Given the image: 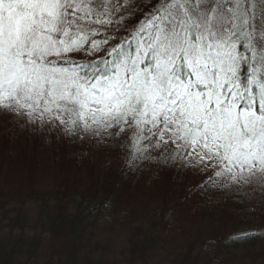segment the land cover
Returning a JSON list of instances; mask_svg holds the SVG:
<instances>
[{
  "label": "snow or ice",
  "instance_id": "1",
  "mask_svg": "<svg viewBox=\"0 0 264 264\" xmlns=\"http://www.w3.org/2000/svg\"><path fill=\"white\" fill-rule=\"evenodd\" d=\"M0 110L264 193V0H0Z\"/></svg>",
  "mask_w": 264,
  "mask_h": 264
},
{
  "label": "trees",
  "instance_id": "2",
  "mask_svg": "<svg viewBox=\"0 0 264 264\" xmlns=\"http://www.w3.org/2000/svg\"><path fill=\"white\" fill-rule=\"evenodd\" d=\"M85 147L75 149L68 163L61 164L59 172L64 173L63 166L74 167V177L60 179L48 192L25 194L27 189L19 182L0 179V199L14 205L7 212L4 204L0 206V264H234V253L246 264H264V207L250 210L248 206L243 217L247 221L236 224L233 209L243 203L241 196L230 203L229 196L222 195L218 202L211 196V187H198L208 174L171 166L167 170L152 162L163 168L160 173L166 177L163 196L156 199L148 183L135 176L137 171L124 169L125 154L119 155L117 163L102 158L99 165L94 155L105 156L110 150L100 146L94 154L91 146ZM9 165L11 176L19 174ZM69 177H73L70 183ZM194 192L202 194V199L196 196L188 203ZM22 198L37 203L34 220L15 209ZM167 212L174 213V218L163 219ZM165 221L173 226L167 229ZM246 230H254L248 239H230ZM41 240H56L55 258L46 255Z\"/></svg>",
  "mask_w": 264,
  "mask_h": 264
},
{
  "label": "rangeland",
  "instance_id": "3",
  "mask_svg": "<svg viewBox=\"0 0 264 264\" xmlns=\"http://www.w3.org/2000/svg\"><path fill=\"white\" fill-rule=\"evenodd\" d=\"M6 140L9 142L7 143L12 146L11 148L4 144ZM86 145L91 146L92 151L95 150L94 154H98V151L101 149L100 146H104L110 150L105 154V156L100 154L101 158L97 155H94L99 165L101 162H103L101 161L102 158L112 160L117 163L119 162V155L122 157V154H125L124 148L121 146V140L115 135L108 137L107 133H101V135L95 136L91 132L84 134L79 132L70 134L66 133L61 128H54L52 125L27 123L20 117L0 110V156L1 161L3 162V166L0 168V179L3 181L7 179V181H11L15 184L19 182L20 187L27 189L25 194H42L43 191L48 192L52 189V186L60 183V179L68 178L67 176H73L74 167L63 166L62 169L64 170V173H62L59 172L61 164L63 165L68 163L67 160L70 155H73L75 149L86 148ZM3 146L6 147L7 150L4 149ZM11 163V166H13L14 169L20 170L19 174L16 176H11V172L7 171L10 167V165H7ZM161 169L163 168L153 165L152 162H147L142 165L141 171H137L135 173V176H138L142 179L141 181H146L148 183L146 186L149 187V193H151V195L154 194L155 198L159 200L163 196L161 193L164 190L163 185L166 184V177L161 176ZM166 169L168 170V167H166ZM89 171L91 172L92 170L89 169ZM73 177H69V183L73 181ZM75 178L78 179V176H75ZM196 181L201 183V179ZM33 182H35V185ZM15 189L16 188L13 190ZM199 189L200 188L195 189V191H199ZM210 190L212 191L211 196L215 199L222 195L229 196L227 199L230 203H235V199H237L238 196H241V199L244 200L243 203H239L237 207H234L233 209L234 220L236 221V224H238L239 221L242 223L247 221V219H244L243 217L244 213L248 212L246 210L248 206L250 207V210L256 206L259 208L264 207V193H261L260 191L253 192L252 189H248L246 192L241 193V190L232 186L227 189L211 187ZM5 191L8 190L5 189ZM140 192L142 193V191H139V193ZM196 196L197 198L202 199V194H199V192H194V195L188 198V203L194 202L196 200ZM5 201L0 199V206L2 204L5 205ZM220 201L221 198L218 199V202ZM22 202L23 203L19 204V206H17L15 209H21L23 215L29 216L30 218L32 217L31 220H34L33 216L36 213L35 211L38 210L37 203L31 202L29 198H22ZM5 206L7 207L3 208L5 212L12 211L14 207V205L11 204ZM134 206L138 205L135 204ZM202 208L206 210L204 207ZM136 209L139 210L140 207ZM172 217L174 218V213L167 212L166 217L163 219L170 220ZM251 219L253 218L250 217L249 222L254 223V221ZM148 220L151 221V218L148 217ZM165 222L167 223L165 225L167 229L173 226V223H170L169 221ZM162 223L164 224V222ZM244 225L245 224H243V226ZM155 227L159 226L156 225ZM13 232L16 231L13 230ZM7 233L8 232H5L4 236ZM0 237H2V234ZM41 242L43 244V250L46 251V255H49L51 258H55L58 251L55 249V246L58 244H55L56 240H41ZM61 243L63 242H60L59 244ZM161 245L162 243L157 244L156 246L159 248ZM155 253L163 255V253L165 254L166 251L157 250ZM233 253L234 251L231 252V254ZM210 257L215 260V255ZM233 263L246 264L242 261V257H239L235 253L233 255Z\"/></svg>",
  "mask_w": 264,
  "mask_h": 264
}]
</instances>
